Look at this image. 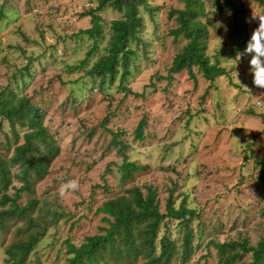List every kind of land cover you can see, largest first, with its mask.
<instances>
[{"label": "rangeland", "instance_id": "374dc122", "mask_svg": "<svg viewBox=\"0 0 264 264\" xmlns=\"http://www.w3.org/2000/svg\"><path fill=\"white\" fill-rule=\"evenodd\" d=\"M147 1L151 11L140 10V39L130 45V75L122 83L119 73L114 84L102 86L87 71L107 54L108 40L95 46L80 35L91 27L86 13L97 7V0H0L5 9L0 19V93L10 100L28 98L39 107L60 150L48 176L34 182L35 193L23 195L20 202H39L32 214L39 227L29 234L46 229L25 264H67V243L79 247L87 237L101 234L107 225L97 209L134 186L156 188L165 213L176 185V207L185 201L196 212L190 224L195 253L187 264H220L211 242L247 240L256 246L264 239V89L252 84L248 58L242 54L264 17V3L241 0L244 28L237 29L231 13L218 9L223 0H202L204 14L198 20L206 28L207 54L228 75L211 83L194 68L195 84L186 71L168 72L187 43L170 35L178 24L169 11L183 9L184 1ZM120 15L110 8L100 13L106 33ZM82 62L86 65L80 68ZM142 120L146 126L139 141L135 131ZM1 122L0 155L9 159L24 143L28 128L18 127L17 138ZM109 131L119 134L130 161L147 170L122 181L123 155ZM21 185L13 178L14 188ZM27 225L12 223L0 232V264H7L10 245L27 239L19 231ZM165 234L176 244L184 235L170 220L161 228L160 235ZM243 258L251 260L250 255Z\"/></svg>", "mask_w": 264, "mask_h": 264}, {"label": "trees", "instance_id": "16d2710c", "mask_svg": "<svg viewBox=\"0 0 264 264\" xmlns=\"http://www.w3.org/2000/svg\"><path fill=\"white\" fill-rule=\"evenodd\" d=\"M97 1V7L86 13L90 17L91 27L82 30L80 35L91 38L95 46L100 40H108L107 54L87 74L92 79H100L104 86L106 83L114 84L120 73V81L124 83L130 75V61L134 56L130 45L140 39L139 33L143 24L140 10L150 12L151 8L147 0ZM183 1V9L169 11V17L174 18L178 24L170 31V35L175 40L183 38L187 43L173 58L168 72L176 75L186 71L196 84L197 78L193 69L197 68L205 80L214 83L228 74L219 61L212 63L207 54L206 28L198 20L204 14L202 0ZM255 1L264 3V0ZM107 8L121 14L119 18L111 21L107 27L108 33L105 32L106 27L100 16ZM218 9L231 13L234 27L244 28L241 18L245 15L246 6L241 0H223ZM4 15L5 9L1 7L0 19ZM85 65L82 62L80 68ZM125 92L131 93L128 89ZM42 114L41 109L31 104L28 98L10 100L0 93V120L6 121L14 134L18 127L28 128L24 143L16 146L11 158L5 159L0 155V232L6 231L12 223L26 221L27 227L19 231L29 235L27 239H19L8 247L7 264H25L46 231L44 229L29 234L30 230L39 227L32 217L39 205L38 200H32L26 205L20 204L23 195L35 193L34 182L48 176L51 164L60 154L53 136L45 128ZM1 121L0 132L3 131ZM104 121L108 122L107 119ZM145 126L144 120L139 122L135 131L136 140L144 139ZM109 132L112 143L123 155V162L119 167L122 181H130L135 174L147 170L146 166L131 162L125 153L127 146L118 140L119 134ZM261 167V179L264 183V166ZM15 170H19L16 176L13 174ZM15 177L22 183L19 188L13 187ZM11 187L15 189L13 194L9 193ZM176 187L172 186L169 191L165 213L161 209L158 191L153 186H146L144 190L134 186L124 194L104 202L96 213L104 216L102 221L107 227L101 229V234L87 237L79 247L67 243L70 256L67 264H136L141 261L143 264H172L176 260L180 264L189 263L195 253L190 224L196 212L188 208L185 201L176 207ZM167 220L176 221L179 229L183 231L181 244H176L167 234L160 235ZM211 245L217 251L220 264H264V239L256 246H250L247 240L211 242ZM246 255L251 256L250 261L243 260Z\"/></svg>", "mask_w": 264, "mask_h": 264}, {"label": "clouds", "instance_id": "9594fccd", "mask_svg": "<svg viewBox=\"0 0 264 264\" xmlns=\"http://www.w3.org/2000/svg\"><path fill=\"white\" fill-rule=\"evenodd\" d=\"M248 58L249 72L252 76V84L264 89V17H259L258 26L252 31L250 39L242 53ZM237 55H241L238 53ZM71 187L76 188L75 182ZM63 190L61 195H63Z\"/></svg>", "mask_w": 264, "mask_h": 264}]
</instances>
